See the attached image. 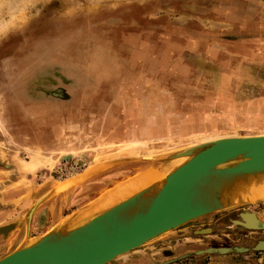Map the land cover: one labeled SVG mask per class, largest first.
Segmentation results:
<instances>
[{
    "label": "rangeland",
    "instance_id": "1",
    "mask_svg": "<svg viewBox=\"0 0 264 264\" xmlns=\"http://www.w3.org/2000/svg\"><path fill=\"white\" fill-rule=\"evenodd\" d=\"M233 134H264V0H0V257ZM231 205L105 264H264V194Z\"/></svg>",
    "mask_w": 264,
    "mask_h": 264
},
{
    "label": "water",
    "instance_id": "2",
    "mask_svg": "<svg viewBox=\"0 0 264 264\" xmlns=\"http://www.w3.org/2000/svg\"><path fill=\"white\" fill-rule=\"evenodd\" d=\"M180 156L186 158L167 171L160 188L153 191L151 183L89 216L79 214L70 224V216L93 199L54 229L1 256L0 264H105L193 218L229 207L221 205L215 193L206 196L210 203L204 204L200 197L194 198V188L210 175L264 171V134L219 136L166 155ZM143 195L152 196L145 210L137 211ZM126 209H132V215L123 221L119 213ZM13 227V223L0 225V234Z\"/></svg>",
    "mask_w": 264,
    "mask_h": 264
},
{
    "label": "bare ground",
    "instance_id": "3",
    "mask_svg": "<svg viewBox=\"0 0 264 264\" xmlns=\"http://www.w3.org/2000/svg\"><path fill=\"white\" fill-rule=\"evenodd\" d=\"M181 157L182 156L179 157L177 163L186 158ZM166 174H168V172L164 173V176L161 175L155 178L156 181L154 182L155 186L153 191L160 188ZM85 177L86 175H81L78 178L76 177L77 179L74 182L78 183ZM151 183H153V181L147 183L145 180H143V178H133L126 185L120 187L119 189L117 188L118 190L115 189L117 191H113L106 195L101 203L99 202V204H92L87 206L84 209V212H86L88 215L94 213L95 211H99L102 208L105 209L108 206L118 202L122 197L125 198L124 196L127 197L136 190L143 188L144 186ZM212 193H215L217 195L219 203L224 206L240 203L246 200H252L254 197L264 194V171L260 170L240 172L229 175H210L200 181V183H198V185H196L194 188V198L198 199V197H200L201 199H203L204 204L210 203V200H208L209 198H206V196ZM151 196L152 195L142 196V202L139 203V205L136 207L137 211L145 210L149 200L151 199ZM131 215L132 209H126L119 213V216L123 221L128 220ZM83 216H85V214ZM71 218L69 221L70 224L77 220L79 216L76 215L74 216V218L73 216Z\"/></svg>",
    "mask_w": 264,
    "mask_h": 264
},
{
    "label": "crops",
    "instance_id": "4",
    "mask_svg": "<svg viewBox=\"0 0 264 264\" xmlns=\"http://www.w3.org/2000/svg\"><path fill=\"white\" fill-rule=\"evenodd\" d=\"M91 178H92V176H91V177H88V178H86V179H84V180H83V183L89 181ZM90 185H91V184H83V185H81L80 187H81V189H84V188L89 187ZM3 224H5V221H3V222L0 221V225H3ZM6 234H7V233H6ZM3 237H4V235L0 234V241L3 239Z\"/></svg>",
    "mask_w": 264,
    "mask_h": 264
},
{
    "label": "flooded vegetation",
    "instance_id": "5",
    "mask_svg": "<svg viewBox=\"0 0 264 264\" xmlns=\"http://www.w3.org/2000/svg\"><path fill=\"white\" fill-rule=\"evenodd\" d=\"M257 226H262V224L260 223V224H258Z\"/></svg>",
    "mask_w": 264,
    "mask_h": 264
}]
</instances>
